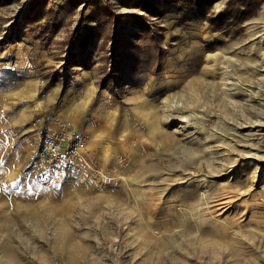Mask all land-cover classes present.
I'll return each mask as SVG.
<instances>
[{
  "label": "rangeland",
  "instance_id": "rangeland-1",
  "mask_svg": "<svg viewBox=\"0 0 264 264\" xmlns=\"http://www.w3.org/2000/svg\"><path fill=\"white\" fill-rule=\"evenodd\" d=\"M228 2L0 1V264H264V0ZM22 118L78 163L1 152Z\"/></svg>",
  "mask_w": 264,
  "mask_h": 264
},
{
  "label": "built area",
  "instance_id": "built-area-1",
  "mask_svg": "<svg viewBox=\"0 0 264 264\" xmlns=\"http://www.w3.org/2000/svg\"><path fill=\"white\" fill-rule=\"evenodd\" d=\"M73 135L65 129L39 132V154L50 167H73L78 163L85 139Z\"/></svg>",
  "mask_w": 264,
  "mask_h": 264
},
{
  "label": "trees",
  "instance_id": "trees-1",
  "mask_svg": "<svg viewBox=\"0 0 264 264\" xmlns=\"http://www.w3.org/2000/svg\"><path fill=\"white\" fill-rule=\"evenodd\" d=\"M3 1V0H0ZM138 1L142 2L140 3L145 9L149 10V6L146 5L148 3V0H133V2ZM189 5H195V13L194 15L196 17H202L206 18L207 14L210 10L211 4L215 0H186ZM144 3V4H143ZM234 4V5H233ZM254 6H251V9ZM250 12V9L247 8L246 0H229L227 6L220 10V12L213 16L210 21L213 25V27L216 29L220 26V24L225 21L224 16H231L235 15L234 18H232V21L235 22L237 19H241L244 15ZM87 38H81L79 41L86 40Z\"/></svg>",
  "mask_w": 264,
  "mask_h": 264
},
{
  "label": "crops",
  "instance_id": "crops-1",
  "mask_svg": "<svg viewBox=\"0 0 264 264\" xmlns=\"http://www.w3.org/2000/svg\"><path fill=\"white\" fill-rule=\"evenodd\" d=\"M28 120H29L28 118L27 121L26 119L24 120L23 118L18 119L16 121L15 119L12 120V123L16 127L17 131L15 133L5 132L1 134L3 138L2 144H4L3 146H1L2 147L1 152L7 151L8 154L14 153L15 152L14 146H22L23 149H25V151L22 153L24 159L26 155L30 153L31 149L34 150V145H32L33 144L32 141L38 138V136L36 137L35 133L30 131L31 126ZM8 122L10 123V120ZM8 126H12V125L9 124ZM18 155L22 160L21 153ZM5 166L8 168H12V167L16 168L18 167V164H16L15 166L13 165H5Z\"/></svg>",
  "mask_w": 264,
  "mask_h": 264
}]
</instances>
